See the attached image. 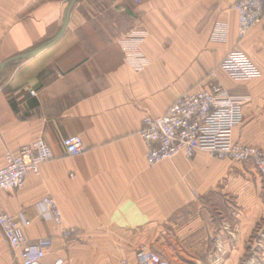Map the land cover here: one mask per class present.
<instances>
[{
    "label": "crops",
    "instance_id": "obj_1",
    "mask_svg": "<svg viewBox=\"0 0 264 264\" xmlns=\"http://www.w3.org/2000/svg\"><path fill=\"white\" fill-rule=\"evenodd\" d=\"M238 1L0 0V169L8 150L38 139L54 153L41 177L2 194V206L31 222V240H53L44 264H139L142 248L171 264H264L257 169L206 152L237 144L264 151V18L240 38ZM225 24L227 41L215 40ZM235 48L261 78L235 81L221 69ZM211 72L243 106V125L203 138L192 160L149 166L143 119L201 90ZM72 136L83 140L80 155L63 147ZM46 197L63 225L42 218ZM66 227L77 230L70 240ZM11 253L1 232L0 264H21Z\"/></svg>",
    "mask_w": 264,
    "mask_h": 264
},
{
    "label": "built area",
    "instance_id": "obj_2",
    "mask_svg": "<svg viewBox=\"0 0 264 264\" xmlns=\"http://www.w3.org/2000/svg\"><path fill=\"white\" fill-rule=\"evenodd\" d=\"M238 15V35L243 38L263 21L264 0H239L235 6ZM143 36H132L139 38ZM213 38L227 41L228 26L220 25ZM235 81H253L262 77L261 70L243 51L231 50L220 65ZM245 120L243 106L233 99L232 94L219 81L215 72L209 74L208 83L199 91L181 94L168 111L159 117L146 116L139 135L145 146V158L149 166L183 156L192 160L203 150V138L219 137L243 125ZM67 155L77 156L85 151L83 140L72 136L63 140ZM211 158L221 161L250 162L257 169L264 189V151L246 145H232L223 149L206 150ZM54 158L51 147L38 139L24 145L17 153L8 150L5 165L0 169V231L9 247L17 253L21 264H44L47 253L53 247L51 238L31 240L26 227L31 222L17 221L2 206V194L20 191L25 188L30 176L41 177L42 166ZM41 216L45 221L63 225V215L52 197L44 198L41 203ZM77 230L66 227L62 237L72 239ZM139 264H171L160 254L142 248L137 253ZM55 264H64L58 260ZM121 264H128L122 261Z\"/></svg>",
    "mask_w": 264,
    "mask_h": 264
},
{
    "label": "rangeland",
    "instance_id": "obj_3",
    "mask_svg": "<svg viewBox=\"0 0 264 264\" xmlns=\"http://www.w3.org/2000/svg\"><path fill=\"white\" fill-rule=\"evenodd\" d=\"M0 233H1V231H0ZM3 241V240H2ZM4 244H5V242H3ZM11 254L13 255V259L15 258L16 259V261H17V259H19V257H18V255H17V253H15V252H13L12 250H11ZM20 260V259H19Z\"/></svg>",
    "mask_w": 264,
    "mask_h": 264
},
{
    "label": "water",
    "instance_id": "obj_4",
    "mask_svg": "<svg viewBox=\"0 0 264 264\" xmlns=\"http://www.w3.org/2000/svg\"><path fill=\"white\" fill-rule=\"evenodd\" d=\"M75 2H76V0H71V7L74 6ZM68 17H69V15L67 16V19H68ZM67 21H68V20H67ZM4 65H5V64H4ZM4 65H3V66H4ZM3 66H2V67H3Z\"/></svg>",
    "mask_w": 264,
    "mask_h": 264
}]
</instances>
